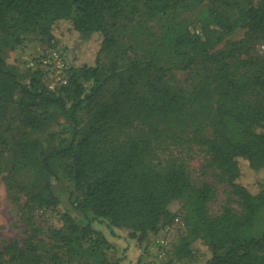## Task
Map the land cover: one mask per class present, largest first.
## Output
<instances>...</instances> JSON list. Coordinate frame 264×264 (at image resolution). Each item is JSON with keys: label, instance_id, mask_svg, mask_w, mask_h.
I'll use <instances>...</instances> for the list:
<instances>
[{"label": "trees", "instance_id": "1", "mask_svg": "<svg viewBox=\"0 0 264 264\" xmlns=\"http://www.w3.org/2000/svg\"><path fill=\"white\" fill-rule=\"evenodd\" d=\"M205 1L0 0V34L38 27L51 42L54 27L68 23L83 39L98 40L95 64L70 68L67 83L55 90L41 69L31 70L22 83L17 68L0 57L1 151L8 153L10 173L24 168L32 175L30 182L14 180L11 187L26 196L31 211L60 204L53 181L73 183L79 192L71 204L76 215L63 211L62 228L54 231L67 251L76 244L102 254L108 241L93 230V220L129 230L128 236L142 243L173 222L170 205L183 200L189 237L200 238L210 250L206 264H256L258 255L264 257V232L246 235L264 209V193L254 194L239 182L242 162L264 169V54H249L264 43V0L241 8L234 20L209 11L204 41L165 27L161 43L177 56L172 68L154 60L126 67L102 61L117 45V19L175 21ZM211 23L225 32L238 26L244 37L225 50L209 51L212 38L221 34ZM173 70L183 71L185 79ZM58 119L68 127L67 138L48 133ZM206 127L209 134L203 133ZM194 143L225 176L242 207L239 213L226 208L208 215L212 185H195L182 156ZM190 244L182 240L174 255H191ZM38 248L33 242L27 248L16 240L0 243V264L58 262V252L44 257Z\"/></svg>", "mask_w": 264, "mask_h": 264}, {"label": "rangeland", "instance_id": "2", "mask_svg": "<svg viewBox=\"0 0 264 264\" xmlns=\"http://www.w3.org/2000/svg\"><path fill=\"white\" fill-rule=\"evenodd\" d=\"M262 0H206L193 10L181 14L175 21H166L159 18L155 21L146 22L139 17L119 18L116 21L115 35L117 45L111 53L103 56L102 61L105 65L112 63L121 67H126L132 62H137L140 66H145L149 62L155 61L156 64L165 68H172L177 56L173 48L161 43V37L165 27H173L174 34L190 33L205 40L202 29L207 21L206 14L214 11L231 20H234L241 8L258 5ZM210 28L220 31L221 34L215 35L209 44V51L225 50L232 42H237L244 37L245 30L235 26L232 31L225 32L218 28L214 23ZM54 39L47 41L40 30L30 29L29 31H17L12 36L0 34V57L4 58L9 65L17 68L19 79L22 83H27L31 70L27 67L28 60L36 59L41 55L40 48L44 51L48 49L59 51L69 68L78 69L81 65H94L97 54L98 40L94 37L83 39L74 32L68 23H61L54 27ZM42 39V40H41ZM43 50V49H42ZM249 54L263 55L264 43L259 42L253 45ZM243 57V56H241ZM238 72L243 68L234 65ZM179 79H185L183 71L173 70ZM112 89L106 94L108 95ZM205 120L204 118H200ZM48 133L56 134L57 138H67L69 131L62 119H58L48 129ZM210 133V128L206 127L203 132ZM58 140V139H57ZM182 156L186 160L187 169L195 185L199 186L206 182L212 185L214 195L207 204V213L210 216L220 215L226 208L239 213L242 209L237 196L232 193V189L222 175L221 171L211 166L209 157L204 147L197 144L191 146V150H183ZM7 152H2L0 147V243L2 246L7 243L18 241L21 246L27 248L33 242L40 246L38 251L43 252V256L59 253L57 263L51 264H143L155 258L154 251H151V237L168 235L173 247L172 255L169 256L168 263L161 264H206L211 258V253L207 245L200 238L189 237V231L185 223L187 208L184 207L183 200L174 201L170 205L171 213L174 218L182 220L183 225L164 224L160 226L156 235L149 236L142 243L131 239L129 230L115 229L108 225L105 220H93L92 228L94 231L105 236L108 244L102 246V254L98 255L94 251L85 252L78 245H73L72 251H67L62 245L57 243L55 230L62 228L61 213L70 211L73 215L72 203L79 196V192L74 188L72 182L62 180L53 181V191L58 197L60 204L57 207L40 209L35 206L29 210L26 206V196L11 187L14 180L23 184L30 182L31 173L27 169H18L10 173V160ZM241 177L239 182L245 185L252 193H264V169L253 170L247 163L240 164ZM166 226H171L169 233L165 231ZM264 232V209L256 217L252 227L246 231L247 236L261 237ZM64 235V233H63ZM191 241V255L177 258L174 255L175 246L182 240ZM149 243V244H148ZM58 249V250H57ZM155 249V246H154ZM29 250V249H28ZM31 254V251L29 250ZM225 251L222 252L224 254ZM256 264H264V257L258 255ZM260 261H262L260 263Z\"/></svg>", "mask_w": 264, "mask_h": 264}, {"label": "built area", "instance_id": "3", "mask_svg": "<svg viewBox=\"0 0 264 264\" xmlns=\"http://www.w3.org/2000/svg\"><path fill=\"white\" fill-rule=\"evenodd\" d=\"M43 49V50H42ZM41 55L36 59L28 60L27 67L30 70L41 69L44 72L46 84L50 90H55L60 85H65L69 78V66L63 55L56 50L40 48ZM172 224L182 226L180 218H174ZM171 226H166L165 231L169 233ZM155 258L148 260L143 264H161L169 262V256L172 255L173 247L170 237L163 235L155 241Z\"/></svg>", "mask_w": 264, "mask_h": 264}, {"label": "crops", "instance_id": "4", "mask_svg": "<svg viewBox=\"0 0 264 264\" xmlns=\"http://www.w3.org/2000/svg\"><path fill=\"white\" fill-rule=\"evenodd\" d=\"M160 237V236H159ZM158 237H151L150 240H151V244H149V248L151 249V251H154V245H155V241L157 240Z\"/></svg>", "mask_w": 264, "mask_h": 264}]
</instances>
